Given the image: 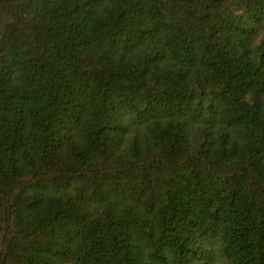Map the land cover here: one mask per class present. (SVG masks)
Listing matches in <instances>:
<instances>
[{
  "label": "trees",
  "instance_id": "obj_1",
  "mask_svg": "<svg viewBox=\"0 0 264 264\" xmlns=\"http://www.w3.org/2000/svg\"><path fill=\"white\" fill-rule=\"evenodd\" d=\"M0 264H264V0H0Z\"/></svg>",
  "mask_w": 264,
  "mask_h": 264
},
{
  "label": "rangeland",
  "instance_id": "obj_2",
  "mask_svg": "<svg viewBox=\"0 0 264 264\" xmlns=\"http://www.w3.org/2000/svg\"><path fill=\"white\" fill-rule=\"evenodd\" d=\"M1 242H2V240L0 239V249H1Z\"/></svg>",
  "mask_w": 264,
  "mask_h": 264
}]
</instances>
